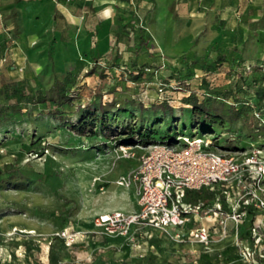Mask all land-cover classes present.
I'll return each instance as SVG.
<instances>
[{
  "label": "rangeland",
  "instance_id": "374dc122",
  "mask_svg": "<svg viewBox=\"0 0 264 264\" xmlns=\"http://www.w3.org/2000/svg\"><path fill=\"white\" fill-rule=\"evenodd\" d=\"M56 77L72 101H38ZM187 137L264 151V0H0V264H262L256 205L226 235L199 218L209 242L93 232L99 212L136 206L119 181L145 149H127ZM216 186L228 208L242 193Z\"/></svg>",
  "mask_w": 264,
  "mask_h": 264
},
{
  "label": "built area",
  "instance_id": "2783aa9c",
  "mask_svg": "<svg viewBox=\"0 0 264 264\" xmlns=\"http://www.w3.org/2000/svg\"><path fill=\"white\" fill-rule=\"evenodd\" d=\"M163 94L164 86L159 87ZM202 137H187L183 145L176 142H157L139 154V163L120 183L138 187V207L131 211L112 209L99 212L94 218L93 232L134 239V235H147L151 230L169 231L179 240L193 237L209 242L213 230L197 224L202 217H213L221 233L226 235L230 222L238 224L251 205L264 207V151L255 149L239 154L222 153L207 147ZM128 154L136 156V151ZM236 182L242 193L226 207L225 189L216 185ZM207 187L216 194L209 201L193 202L188 193ZM262 223L251 227L253 245ZM74 242L78 233L66 228L59 232ZM85 233H82L84 236ZM264 257V255H262Z\"/></svg>",
  "mask_w": 264,
  "mask_h": 264
},
{
  "label": "trees",
  "instance_id": "16d2710c",
  "mask_svg": "<svg viewBox=\"0 0 264 264\" xmlns=\"http://www.w3.org/2000/svg\"><path fill=\"white\" fill-rule=\"evenodd\" d=\"M203 67H207V64H205V62H203ZM193 98L194 99H192L191 103L196 108H199L201 113H208L217 118L222 117V115L220 114H214L211 108L208 107L205 103H198V99L195 95ZM47 100L53 101L57 104L72 101V95L69 93V88L67 87L66 82L56 77L52 86L50 87L47 93H42V92L39 93L38 101H47ZM96 109L100 111H104L106 108L103 104H100L98 107H96ZM90 116L92 115L91 114L87 115L83 112L81 118L84 121L86 120V118ZM152 140L156 141L155 139H152ZM166 141L167 139H164L160 142H166ZM153 143H157V141ZM215 194H216L215 190H211L207 187H203L202 189H199V190L190 191L188 193V198L190 201L197 203V202L209 201L211 198L215 196ZM247 232L249 233L253 241L251 230L249 231V229L247 228ZM260 261L262 262V264H264V257H260Z\"/></svg>",
  "mask_w": 264,
  "mask_h": 264
},
{
  "label": "crops",
  "instance_id": "0c3cea01",
  "mask_svg": "<svg viewBox=\"0 0 264 264\" xmlns=\"http://www.w3.org/2000/svg\"><path fill=\"white\" fill-rule=\"evenodd\" d=\"M138 163H139V160H137V164H136L135 166H137ZM136 199H137V203H136L135 208H133V209H136V208L138 207V195H137V198H136ZM119 208L125 210V208H127V207L122 206V207H119ZM133 209H128V210H126V211H131V210H133ZM119 237H121V236H119ZM125 238H127V237H125Z\"/></svg>",
  "mask_w": 264,
  "mask_h": 264
}]
</instances>
